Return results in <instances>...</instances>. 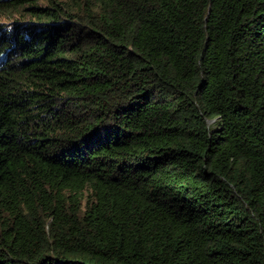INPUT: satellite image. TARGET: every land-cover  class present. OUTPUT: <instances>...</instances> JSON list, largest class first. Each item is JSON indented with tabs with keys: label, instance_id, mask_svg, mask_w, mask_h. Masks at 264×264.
<instances>
[{
	"label": "trees",
	"instance_id": "1",
	"mask_svg": "<svg viewBox=\"0 0 264 264\" xmlns=\"http://www.w3.org/2000/svg\"><path fill=\"white\" fill-rule=\"evenodd\" d=\"M0 18V264H264V0Z\"/></svg>",
	"mask_w": 264,
	"mask_h": 264
},
{
	"label": "rangeland",
	"instance_id": "2",
	"mask_svg": "<svg viewBox=\"0 0 264 264\" xmlns=\"http://www.w3.org/2000/svg\"><path fill=\"white\" fill-rule=\"evenodd\" d=\"M17 17H18V16L15 14V15L12 16L11 18H7V19H16ZM6 22H7L6 19H2V18H0V24L5 25Z\"/></svg>",
	"mask_w": 264,
	"mask_h": 264
}]
</instances>
